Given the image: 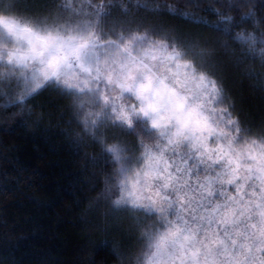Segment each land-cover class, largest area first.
<instances>
[{"label":"snow or ice","instance_id":"snow-or-ice-1","mask_svg":"<svg viewBox=\"0 0 264 264\" xmlns=\"http://www.w3.org/2000/svg\"><path fill=\"white\" fill-rule=\"evenodd\" d=\"M222 57L264 67V0H0V110L39 125L30 99H68L84 219L138 230L118 264H264V119L241 116Z\"/></svg>","mask_w":264,"mask_h":264},{"label":"trees","instance_id":"trees-1","mask_svg":"<svg viewBox=\"0 0 264 264\" xmlns=\"http://www.w3.org/2000/svg\"><path fill=\"white\" fill-rule=\"evenodd\" d=\"M162 19L181 33L208 35L199 25L166 15ZM222 59L225 87L241 116L264 119V67L250 61L253 74L248 75ZM28 104L35 114L43 113L39 125L19 122V112L10 115L14 109L0 110V264H118L114 245L137 246L138 230L127 219L119 229L108 230L84 219L87 198L95 193L83 170L85 160L62 132L68 99L45 89Z\"/></svg>","mask_w":264,"mask_h":264}]
</instances>
